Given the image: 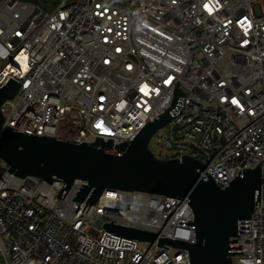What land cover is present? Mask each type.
I'll return each instance as SVG.
<instances>
[{
    "label": "built area",
    "instance_id": "obj_1",
    "mask_svg": "<svg viewBox=\"0 0 264 264\" xmlns=\"http://www.w3.org/2000/svg\"><path fill=\"white\" fill-rule=\"evenodd\" d=\"M10 80L20 88L4 129L116 147L171 110L157 158H193L220 185L264 169V0H0V90ZM84 184L0 171L5 264H191L186 249L104 228L193 244L194 228L177 224L194 222L187 201L107 191L78 202ZM238 235L233 264H264V199Z\"/></svg>",
    "mask_w": 264,
    "mask_h": 264
},
{
    "label": "water",
    "instance_id": "obj_2",
    "mask_svg": "<svg viewBox=\"0 0 264 264\" xmlns=\"http://www.w3.org/2000/svg\"><path fill=\"white\" fill-rule=\"evenodd\" d=\"M20 85L10 80L0 90V158L16 176L41 178L49 183L60 179L65 189L81 181L84 186L78 202L96 203L107 191L141 192L178 198L189 203L194 222L180 219L177 224L194 228L193 244L159 234L124 226L105 224L118 236L186 249L191 264H233L240 256V221L252 217L255 206L264 199V169L239 171L228 185L217 184L199 161L161 160L150 149L153 136L171 120V110L147 124L130 143L113 146L112 142L94 144L59 142L4 129L2 105L14 99ZM115 149V150H114Z\"/></svg>",
    "mask_w": 264,
    "mask_h": 264
},
{
    "label": "rangeland",
    "instance_id": "obj_3",
    "mask_svg": "<svg viewBox=\"0 0 264 264\" xmlns=\"http://www.w3.org/2000/svg\"><path fill=\"white\" fill-rule=\"evenodd\" d=\"M1 1H5V0H1ZM151 150L160 158H164L167 156V153L164 151V149H162L159 145L156 144L155 137L153 138L151 143ZM7 165L8 164L0 158V171H4ZM143 247H149V244H142V248ZM0 264H5L2 258H0Z\"/></svg>",
    "mask_w": 264,
    "mask_h": 264
}]
</instances>
